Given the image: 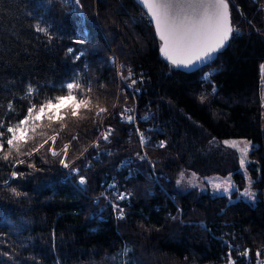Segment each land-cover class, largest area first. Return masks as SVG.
I'll return each mask as SVG.
<instances>
[{
  "label": "trees",
  "instance_id": "trees-1",
  "mask_svg": "<svg viewBox=\"0 0 264 264\" xmlns=\"http://www.w3.org/2000/svg\"><path fill=\"white\" fill-rule=\"evenodd\" d=\"M262 3L229 0L239 32L211 63L183 72L162 57L161 41L134 0H0V120L16 123L30 102L64 94L68 82L90 87L92 101L91 110L82 106L77 117L66 110L63 120L44 118L25 126L35 128L30 145L39 147L52 134L55 151L69 144L64 160L79 170L70 179L60 167L61 155L49 153V140L30 157H19L24 164L0 160V264H101L113 254L130 264L264 261ZM110 49L139 78L141 103L162 130L165 147H150L147 154L155 174L162 175L161 186L148 178L137 144L129 143L125 128L112 119L123 99L115 104ZM210 71V79H201ZM29 87L34 92L25 99ZM100 107L107 112L96 116ZM110 119L112 151L95 152L90 144L99 123ZM228 138L254 145L247 167L255 203L229 202L197 188L176 190L180 172L231 173L242 188L236 151L218 141ZM123 157L129 160L121 167ZM112 190L130 193L123 218L105 196Z\"/></svg>",
  "mask_w": 264,
  "mask_h": 264
},
{
  "label": "snow or ice",
  "instance_id": "snow-or-ice-1",
  "mask_svg": "<svg viewBox=\"0 0 264 264\" xmlns=\"http://www.w3.org/2000/svg\"><path fill=\"white\" fill-rule=\"evenodd\" d=\"M138 2L143 8L147 9V15L154 23L157 35L163 41V46L160 49L161 53L165 55L171 64L177 67L189 68L196 66L198 62H206L213 59L215 53L225 48L233 33L239 32V29L232 24L229 0H188L187 3L182 2V0H138ZM197 8L202 9V11L196 12ZM186 9H192V12L189 13ZM36 30L39 32L45 31L44 28L39 26H37ZM77 43H80V41H77ZM71 51L69 49V52ZM132 76L133 73L129 69L128 78L131 80V84L128 87H133L136 84V80L132 79ZM210 76L211 74H209V79ZM64 87L66 88L64 94L47 98L39 104L30 102L26 114L16 123L5 124L3 120H0V160L10 161L13 165L24 164L25 161L19 159V157H30L48 143V140H45L39 147L30 145L29 142L33 139L30 132H35L34 127L32 129L25 127L30 121L34 123L44 118L56 121L63 120L65 117L61 115V111L65 109L70 111L72 117L78 116L82 106H84L86 111L91 110L87 107L92 103L87 95V92L91 91L90 87L85 90L78 82H68ZM136 91L139 90L137 89ZM33 92L34 89L29 87L24 98H30ZM8 110L10 112L15 111L12 104H8ZM124 111L129 112L131 109H125ZM106 112V108H99L95 115L100 116L101 113ZM34 113L35 115H33ZM122 118L124 117L122 116ZM126 119L129 123L133 122L132 116H127ZM143 119L148 120L149 117L145 116ZM111 131V129H108L106 133L102 134L105 141L109 139ZM136 131L139 135L140 144L142 146L147 144L148 139L140 132L139 128ZM49 139L55 143L56 137L52 136ZM224 144L226 147L239 151L240 167L242 169L245 168L246 164L249 163L247 156L250 150V142L224 141ZM240 144L244 145L242 149L239 148ZM159 147H165L163 141H161ZM68 148V144L63 147L62 151L65 156ZM49 151H51L53 156L61 155L60 152L51 148H49ZM13 153H15V156H13ZM61 164L65 168L69 167V164L63 159ZM29 166L34 167V165ZM74 171L78 172L79 170L74 169ZM12 176L17 178L18 174L13 172ZM79 183L81 185L86 184V179L81 176ZM252 184L253 182L249 179L248 187L240 192V196L254 201L256 193L252 191ZM212 187L217 193H223L226 196L239 191L230 179L213 183ZM13 192L15 193V189H13ZM15 194L19 195L18 193ZM118 198L123 200L125 197L124 195H119ZM114 207L117 206L114 205ZM119 215L120 218H123V209H119ZM242 255L247 256L248 252L245 251ZM256 255L260 256V252L258 251ZM229 264H235V261L230 258ZM257 264H264V261H258Z\"/></svg>",
  "mask_w": 264,
  "mask_h": 264
},
{
  "label": "built area",
  "instance_id": "built-area-1",
  "mask_svg": "<svg viewBox=\"0 0 264 264\" xmlns=\"http://www.w3.org/2000/svg\"><path fill=\"white\" fill-rule=\"evenodd\" d=\"M146 18H148V16L145 14ZM110 63L111 65H116V92H117V98H116V103H119L122 99L124 100L121 105H120V112H115L114 113V117L115 119H117V122L122 125L123 127L126 126V128L124 129V135L126 137L127 140H130L132 138V136L134 138H138V143L137 147H140L141 150H146L148 147H158L161 143V139H160V135L162 134V130L160 128V126L158 125V123H156L155 121H153L150 118V114L149 112L146 110V107L143 106V103H141V92L140 89L138 88V82H139V78L136 77L132 71V68L129 64L120 61L119 57L116 55V53L114 52L113 56L110 59ZM131 69L133 76L132 79L136 80V84L133 87H128V85L131 84V80L128 78V70ZM209 74H212V72L210 71L207 75H203L201 77V79H204L206 76H209ZM139 91H136V90ZM125 109H131V111L129 112H125ZM112 111H109L107 116L111 113ZM117 113V114H116ZM122 116L124 118H122ZM127 116H132L133 117V122L129 123L126 119ZM148 116L149 119L148 120H144L143 117ZM105 119V118H104ZM107 127V130H104V127ZM102 128L100 130L101 135L103 133H106L108 131V129H112L110 124H106V122H104V120H102V123H100V126L98 127V132H99V128ZM137 128H139L140 132H142L144 134V136L148 139V143L145 145H141L139 142V135L137 134ZM111 131V135H109V139L106 141L108 144H112L113 143V138H112V134L113 132ZM101 138L103 139V135L101 136ZM104 140V139H103ZM97 143V142H95ZM104 150V149H103ZM106 153H108L107 150H104ZM143 160H145L146 162L150 163L148 160V157L146 155V157L140 156ZM124 165V163H122V166ZM148 178L150 180H152L155 184L161 186V174H155V171L153 170V167L151 164H148ZM134 168V167H133ZM138 168V167H137ZM66 170V175L67 177L70 179L72 174L75 173L74 169H72L70 166L68 168H65ZM139 171V170H137ZM131 173H128L125 175V178H128L131 176ZM108 186H106L105 190H107ZM110 195L106 194V198L109 202V204L112 206L113 210L115 212L118 213L119 215V209H123V211L125 210L126 207H128L131 203V199H130V194H128L127 192L125 193L124 190H112L109 191ZM152 193V190H151ZM119 195H124V199L121 200L119 199ZM117 206V207H114Z\"/></svg>",
  "mask_w": 264,
  "mask_h": 264
},
{
  "label": "rangeland",
  "instance_id": "rangeland-1",
  "mask_svg": "<svg viewBox=\"0 0 264 264\" xmlns=\"http://www.w3.org/2000/svg\"><path fill=\"white\" fill-rule=\"evenodd\" d=\"M262 8L264 10V0H263V3H262ZM113 54H114V52L110 49V54H109L108 61H109L110 66L114 70V76L116 78V73H117V71H116V65L113 66L110 63V59L113 56ZM74 92H75V90H74ZM123 101L124 100H122V102ZM261 101H262V108H263L262 109V125H263V129H264V66L261 67ZM100 108H104V107H100ZM66 110L67 109L62 110L61 111V114H63ZM98 110L99 109H97V111ZM120 111H121V109H120V106H119L117 113L120 112ZM112 119H115V118L113 117ZM112 119H110V121H109V124H111V125H113V123H114L112 121ZM100 123H102V121ZM100 123H99V126H100ZM124 128H126V126H124ZM101 129L102 128L100 127L99 128V132H97L95 138L91 142V144H90L91 149L96 148L95 152H100V150H103V149L104 150H107L108 152H110V151H112V145H113V143L112 144L111 143L108 144L105 140H103L101 138V136H102L101 133H100V130ZM104 130L105 131L107 130V127L106 126L104 127ZM52 136L57 137L56 134H52L50 137H52ZM47 140L50 141L49 142V145H48V150H49V148H51L52 150H54V143L49 138ZM128 141H129V143L130 142L138 143V138L137 137L134 138L132 136V138L130 140H128ZM218 141L223 146H225L224 141H248V142H250V150H249V152L254 148L253 143L251 141H249L248 139H245V138H228V139H220ZM95 142H97V143H95ZM42 143H44V142H42ZM65 144H68V143H64L61 146V148H60V151H61V160L62 159L64 160L67 157V155L65 156L64 152L62 151ZM243 147H244L243 144H240L239 145V148L242 149ZM69 148H68V150H69ZM148 149H150V147H148L146 150H141L140 147H136L135 150H136V154H138L139 156L146 157V155L148 154V151H149ZM68 150H67V153H68ZM234 150L236 151L238 157L240 158L239 151H237L236 149H234ZM249 152H248V156H247V160L249 161V163L246 164L245 168L242 169L240 167V163H239V169L238 170L241 172V174L244 177V184H243L242 188H238V186L235 183V180H234V178H233V176H232L231 173H228L226 175L209 174V175H201V176H199V175H194V174H192L190 172H180V173L177 174V177H176V185H175L176 190L186 191V190L191 189V188H197L200 192L206 193V194H209V195H212V196H225L229 202L240 200V201H244V202H247V203H250V204H254L255 203V200H256V197H255V200L254 201H251V200H249L247 198H243V197L240 196V192L243 191L245 188L248 187L249 179L252 182L254 181V178H253L252 174L250 173V171H249V169L247 167L248 165H250V163L253 160V159L250 158ZM49 153L51 154V151H49ZM126 160H129V158L123 157L121 160H119V165L121 167H122V163H124V165H125L127 163ZM148 164H150V163L147 162L145 165H148ZM60 167L62 169H65V167L61 164V162H60ZM135 167L137 168V166H135ZM71 168L73 169V167H71ZM226 179H230L231 182H232V184L239 191L233 192L230 196H226L223 193H217L213 189V187H212V184L213 183H219V182H222V181H224ZM178 181H179V183H178ZM148 182L151 183V181H148ZM151 190H152V186H148L147 187V191H146L148 195H152ZM252 191L255 192V189L253 187V184H252ZM124 192L126 193L127 191L124 190ZM127 193L130 194L129 192H127ZM170 196H172V195H170ZM126 250L127 249H125L124 253L127 252ZM111 256L112 257H110L107 261H105L104 263H101V264H130L125 259H122L121 262H120V260H118L114 254L111 255Z\"/></svg>",
  "mask_w": 264,
  "mask_h": 264
},
{
  "label": "water",
  "instance_id": "water-1",
  "mask_svg": "<svg viewBox=\"0 0 264 264\" xmlns=\"http://www.w3.org/2000/svg\"><path fill=\"white\" fill-rule=\"evenodd\" d=\"M134 1H135V3H136V4L142 9V11L147 15V9L143 8L142 5L138 2V0H134ZM182 2L187 3L188 0H182ZM186 11L189 12V13H191V12H192V9H186ZM195 11L199 13V12L202 11V9L197 8ZM147 16H148V15H147ZM148 18H149V21H150V23L152 24V26H153V28H154V31H155L156 36H157L158 39L161 41V39L159 38V36H158L157 33H156V28H155L154 23L151 21V18H150L149 16H148ZM162 46H163V41H161V47H162ZM160 49H161V48H160ZM160 54L162 55V57H164V58L168 61V59L165 57L164 54L161 53V51H160ZM187 54H190V53H187ZM178 55H186V54H178ZM216 55H217V53L214 54V58L216 57ZM214 58L211 59V60H208V61H206V62H198L196 66H192V67H189V68H184L183 66H179V67L176 66V67H177L179 70L183 71V72H190V71L198 70L199 68H201V67H203V66H205V65H207V64H209V63H211V62L214 60Z\"/></svg>",
  "mask_w": 264,
  "mask_h": 264
}]
</instances>
